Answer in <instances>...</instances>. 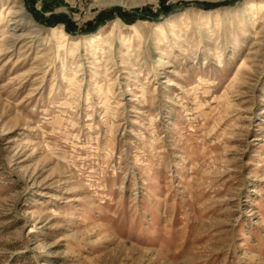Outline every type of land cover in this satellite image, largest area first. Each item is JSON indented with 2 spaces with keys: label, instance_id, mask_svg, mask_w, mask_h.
Instances as JSON below:
<instances>
[{
  "label": "rangeland",
  "instance_id": "rangeland-1",
  "mask_svg": "<svg viewBox=\"0 0 264 264\" xmlns=\"http://www.w3.org/2000/svg\"><path fill=\"white\" fill-rule=\"evenodd\" d=\"M101 1L0 0V264H264V0Z\"/></svg>",
  "mask_w": 264,
  "mask_h": 264
},
{
  "label": "bare ground",
  "instance_id": "bare-ground-1",
  "mask_svg": "<svg viewBox=\"0 0 264 264\" xmlns=\"http://www.w3.org/2000/svg\"><path fill=\"white\" fill-rule=\"evenodd\" d=\"M123 2H125V0H102L101 4L102 5H112L115 3H123ZM104 40H105L104 34H98V35H95L89 38L90 43H95L97 45L103 43ZM122 48H127V46H124Z\"/></svg>",
  "mask_w": 264,
  "mask_h": 264
}]
</instances>
